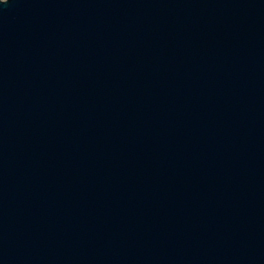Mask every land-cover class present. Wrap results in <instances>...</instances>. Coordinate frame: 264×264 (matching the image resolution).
Wrapping results in <instances>:
<instances>
[{
  "label": "water",
  "instance_id": "1",
  "mask_svg": "<svg viewBox=\"0 0 264 264\" xmlns=\"http://www.w3.org/2000/svg\"><path fill=\"white\" fill-rule=\"evenodd\" d=\"M0 264H264V0H0Z\"/></svg>",
  "mask_w": 264,
  "mask_h": 264
}]
</instances>
